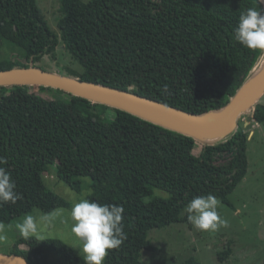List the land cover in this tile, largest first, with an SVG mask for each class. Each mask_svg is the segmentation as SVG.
Here are the masks:
<instances>
[{
	"label": "trees",
	"instance_id": "trees-1",
	"mask_svg": "<svg viewBox=\"0 0 264 264\" xmlns=\"http://www.w3.org/2000/svg\"><path fill=\"white\" fill-rule=\"evenodd\" d=\"M59 2L56 36L36 0H0V41L23 49L26 62L37 68L56 52L68 53L80 70L65 68L60 75L194 115L223 109L264 59V0ZM28 67L11 63L0 70ZM29 87H0V198L11 192L17 200L0 214V225L34 209L69 207L31 182L51 166L77 193L81 180H90L86 224L105 239L103 264H118L125 244L153 251L152 229L191 227L202 200L219 199L233 208L229 195L248 170L242 129L199 141L108 105L33 86L60 94L41 99ZM109 114L114 117L106 119ZM253 119L264 123L263 105H254ZM155 189L169 198L147 200ZM9 255L29 264H84L57 239L20 237Z\"/></svg>",
	"mask_w": 264,
	"mask_h": 264
},
{
	"label": "rangeland",
	"instance_id": "rangeland-1",
	"mask_svg": "<svg viewBox=\"0 0 264 264\" xmlns=\"http://www.w3.org/2000/svg\"><path fill=\"white\" fill-rule=\"evenodd\" d=\"M89 2L90 0H81ZM36 4L52 33L59 36L58 21L62 15L59 0H36ZM64 53V55H63ZM56 52V59L47 57L36 64L46 72H65V68L80 70L69 54ZM11 63L26 64L25 51L7 40L0 41V66ZM33 66V65H32ZM42 93L29 87L30 94L41 99H59L60 94ZM264 106V95L257 102ZM109 114L106 119H112ZM253 109L243 114L236 130L248 135V170L243 181L229 195L233 208L219 199L202 200L192 217V225L186 223L155 228L149 231L148 241L154 249L148 251L125 244L118 264H185L194 259L199 264H262L264 259V123H256ZM198 152V150H197ZM80 193L71 190L58 180L56 168L33 177V184L41 183L48 190L64 199L69 207L58 208L50 213L34 209L9 224L0 225V254H9L20 237L39 240L57 239L66 244L84 260V264H103L106 256L105 239L87 227L90 208L87 198L92 190L90 180L82 179ZM168 199L169 194L154 190L151 198ZM17 200L11 192L0 198V214L7 213ZM183 216L185 213L182 214Z\"/></svg>",
	"mask_w": 264,
	"mask_h": 264
},
{
	"label": "water",
	"instance_id": "water-1",
	"mask_svg": "<svg viewBox=\"0 0 264 264\" xmlns=\"http://www.w3.org/2000/svg\"><path fill=\"white\" fill-rule=\"evenodd\" d=\"M263 63L264 59L251 79L223 109L203 115L187 113L133 93L46 72L33 66L0 70V87H49L114 107L196 140L208 141L224 139L232 134L239 118L250 111L264 95V71L256 76ZM0 264L29 263L21 256L0 254Z\"/></svg>",
	"mask_w": 264,
	"mask_h": 264
},
{
	"label": "bare ground",
	"instance_id": "bare-ground-1",
	"mask_svg": "<svg viewBox=\"0 0 264 264\" xmlns=\"http://www.w3.org/2000/svg\"><path fill=\"white\" fill-rule=\"evenodd\" d=\"M263 71H264V63L262 64V66L260 67V69L257 71L256 76H258Z\"/></svg>",
	"mask_w": 264,
	"mask_h": 264
},
{
	"label": "built area",
	"instance_id": "built-area-1",
	"mask_svg": "<svg viewBox=\"0 0 264 264\" xmlns=\"http://www.w3.org/2000/svg\"><path fill=\"white\" fill-rule=\"evenodd\" d=\"M252 119H253V117H252ZM254 120V119H253Z\"/></svg>",
	"mask_w": 264,
	"mask_h": 264
},
{
	"label": "clouds",
	"instance_id": "clouds-1",
	"mask_svg": "<svg viewBox=\"0 0 264 264\" xmlns=\"http://www.w3.org/2000/svg\"><path fill=\"white\" fill-rule=\"evenodd\" d=\"M253 109V108H252Z\"/></svg>",
	"mask_w": 264,
	"mask_h": 264
}]
</instances>
